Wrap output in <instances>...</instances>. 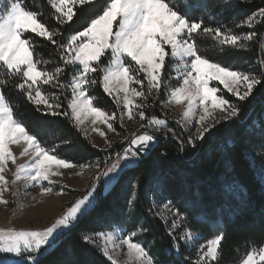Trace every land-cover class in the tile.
Returning <instances> with one entry per match:
<instances>
[{
  "label": "snow or ice",
  "instance_id": "snow-or-ice-1",
  "mask_svg": "<svg viewBox=\"0 0 264 264\" xmlns=\"http://www.w3.org/2000/svg\"><path fill=\"white\" fill-rule=\"evenodd\" d=\"M48 3L54 9L55 21L61 26L73 22L77 6H81V11L89 10V16L94 18L83 30L64 36L58 27H50L43 21L39 9L28 7L27 0H0V203H8L4 192L9 190V182L4 173L9 161H16L12 145L23 141L27 147L21 155L29 151L34 154L28 164L19 166L16 179H20V173L27 170L28 180L35 183L46 181L52 185L51 177L60 174L53 171V166L66 169L72 166L68 159L50 154L55 151V146L46 148L38 139L40 133H32L25 126L24 120L17 114V105L5 94L9 80L2 77L19 78L20 82L12 87L22 92L42 115L63 116L75 127L83 124L88 117H94L93 124L101 121L113 131L112 122L125 113L129 118L137 114L150 126L166 127L168 122L165 119L145 117L143 110L135 111L144 107L136 104V98L148 99L153 91L160 92L163 84L170 101L188 102L183 114L185 117L195 115L202 108L203 114L199 117L202 134L209 131V127L203 124L211 116L209 101L213 109L219 108L228 113L224 119L238 117L241 113L237 104L218 97L220 89L210 87V82H218L239 101H246L264 78V60H257L260 64L257 75L253 70H233L224 66L226 61L220 59L229 49H247L249 42L257 38L264 41V33L253 30L237 34L223 25L214 28L204 26L202 18L193 16V13L203 9L202 4L190 0H104L103 5L99 0H48ZM92 9L101 10L102 14H96ZM257 18L264 21V7L248 15L236 27L252 28L258 22ZM36 37L56 47V52L50 53V56H57L58 60L44 59L41 53L36 52L40 47L35 43ZM58 38L67 42L58 43ZM198 39L213 41L214 51H202ZM166 60L175 62L169 63L167 69L168 72H175V77L164 75ZM49 66L51 70H48ZM170 79L178 81V86L173 88L168 84ZM98 82L116 107L123 109L119 117L116 111L109 114L95 106L98 98L89 90ZM241 84L245 89L243 93L236 87ZM45 86L58 90L59 94L44 90ZM66 92L71 99L67 101V110H64L61 95ZM154 140L155 137L147 132L134 136L123 155L125 163H120L121 157L117 154L116 163L98 173L86 193L76 199L51 226L35 230L0 229V264H41L49 251L58 245L64 231L76 227L82 218L94 211L100 181H104V186L111 185L128 166L127 162L146 152ZM66 146L71 149V142H66ZM134 146L137 150H132ZM52 190L51 186L42 189L44 193ZM168 206L164 205L165 208ZM181 219H184L182 215ZM178 226L179 223L173 221L172 228ZM135 235L136 232H133L123 241L128 249L126 264L132 261L136 264H161L153 259L142 243L133 242ZM94 236L105 240L100 250L111 264H119L107 246L112 236L101 232L83 234L80 239L95 245ZM192 236L190 231H186L183 239L187 241ZM224 239L225 233L221 231L199 245L193 264H219ZM173 247L178 248L179 244L174 242ZM240 264H264V246L259 249L253 247Z\"/></svg>",
  "mask_w": 264,
  "mask_h": 264
},
{
  "label": "trees",
  "instance_id": "trees-1",
  "mask_svg": "<svg viewBox=\"0 0 264 264\" xmlns=\"http://www.w3.org/2000/svg\"><path fill=\"white\" fill-rule=\"evenodd\" d=\"M190 2L204 5L202 10L193 13L204 20V26L223 25L237 34L253 30L264 33V21L260 18L252 28L236 27L248 15L264 7V0ZM99 3L103 5L104 0ZM27 5L32 10L39 9L43 21L50 27H58L64 36L83 30L94 18L89 16V10L81 11V6H77L73 22L61 26L55 21L54 9L48 0H27ZM91 11L102 14L101 10ZM61 42L67 41L58 38V43ZM35 43L40 45L36 52L44 59L58 60L57 56H50L56 52L54 45L39 37L35 38ZM197 43L202 51H214L213 41L209 39H198ZM220 59L226 61L224 66L233 70H253L259 75L257 60H264V41L257 38L249 42L247 49H229ZM2 78L9 80L5 94L17 105V114L25 126L32 133H40L38 139L43 146H55L51 154L68 159L74 165L90 166L105 165L109 158L116 157L112 149L94 146L69 119L38 113L25 95L12 87L20 82L19 78ZM219 89L224 99L241 108L238 117L216 125L195 144L174 121L168 120L164 128H150L155 142L147 154L140 156L136 164L124 168L110 186L101 182L94 211L82 218L76 227L65 230L58 245L41 264H111L97 247L80 237L110 231L117 226L125 233L136 232L133 240L142 243L161 264H193L194 254L189 246L175 239L166 223L155 215L154 206L163 204L171 205L180 217H184L183 226L203 238H214L221 231L225 233L219 264H238L253 247L264 246V184L254 169L264 163V78L246 101H239L222 86ZM44 90L59 94L58 90L47 86ZM89 91L98 98L95 106L110 114L116 111L119 117L120 109L103 92L99 82ZM70 99L67 92L61 95L64 110ZM161 102V99L151 100V107L144 110L146 117L163 118ZM114 123L118 127L117 121ZM66 142H71V149ZM123 147L124 144L117 152ZM174 242L179 244L178 248L173 247Z\"/></svg>",
  "mask_w": 264,
  "mask_h": 264
},
{
  "label": "rangeland",
  "instance_id": "rangeland-1",
  "mask_svg": "<svg viewBox=\"0 0 264 264\" xmlns=\"http://www.w3.org/2000/svg\"><path fill=\"white\" fill-rule=\"evenodd\" d=\"M169 63L175 62H169L166 60V64H168L167 66H169ZM166 76L175 77L176 73L167 71ZM167 83L173 88L178 86V81L175 79H170L167 81ZM209 86H214L217 88L220 86L223 87V85L219 84L218 82H210ZM132 87L137 86L132 85ZM236 87H239L241 93H243L245 90L242 84ZM217 96H222L220 95L219 91L217 92ZM159 99L162 100L161 111L163 118L161 119H165L167 122L168 120L174 121L179 124L183 129L182 132L190 135V141L193 144H195L197 140L201 139L200 137L202 133L200 131L201 124L199 123V117L201 114H203L202 108L196 111L195 115L185 117L183 114L187 109L188 102L186 100L181 103L170 101L163 84L160 92L157 93L153 91L148 99L136 98V104L143 105L144 107L142 109H136L135 111H144L147 107H151V100L154 101ZM121 111H123V109H120L119 114ZM209 112L211 113V116L203 122L204 126L209 127V130L218 124L220 125L222 122H228L235 118L229 116L228 119H224L223 117L227 116L228 113L222 111L219 108L213 109L211 107V101H209ZM93 119L94 117H88L84 120L83 124L78 126V129L81 130L84 135H86L85 137H87L94 146L105 150L112 149V153H116V157L112 158V156L109 158L105 165L101 164L90 166L74 165L70 163L72 166L67 169L53 166V171H58L60 174L53 175L51 177V180L54 182L52 185H49L46 181L42 183H35L28 180L27 170L20 173V179H16V173L19 166L28 164L33 159L34 154L33 152L29 151L28 154L21 155L24 148L27 147L26 143L23 141L19 145L11 146L12 151L16 156V161L15 163L9 161L7 170L4 173L9 182V190L4 192V199L8 200V203H0V229L15 228L17 230H35L51 226L52 223L59 219L67 211V209L72 206L76 199L82 197L86 193L87 189L94 183V178L98 173L102 172L108 167H111L113 163H116L117 154H120V163H125L123 160V155L125 150L129 149L130 142L134 136L142 135L144 132L150 134V128H164L148 125L147 120L140 119L137 114H134L132 118H129V116L125 113L122 118H118V120H116L118 127H116L115 123L112 122L115 131L109 129L108 126L101 121H96V123L93 124ZM208 132L203 133V137H205ZM154 142L155 140L152 142L151 146L154 145ZM123 144V149L117 152V150ZM132 150H137L136 146H134ZM148 150L146 152H142L140 156L147 154ZM140 156L135 158L134 161L130 160L127 162L128 166L136 164ZM254 169H256L261 182L264 184V163L256 166ZM114 181L115 180H113V182ZM101 182L104 183V181L101 180L100 185ZM49 186H51L53 190L50 193H44L42 189ZM62 187L63 191H61ZM164 205L166 204L154 206L155 215L166 223L168 231L170 234L175 236V239H178L189 246L194 254L195 261L199 251V245L205 244L209 239L203 238L192 231H190L193 234L191 239H188L187 241L183 239V234L189 230L183 226L180 215L175 212L172 206L168 204L169 206L165 208ZM173 221H177L179 223V226L175 229L172 228ZM103 233H107L109 236L113 237L112 240L107 241V246L111 249V256L116 261H118L119 264H126L128 261V249L126 245L123 244V241L126 240L130 234L125 233L124 229L118 226L113 227L112 230L105 231ZM94 239H96L95 236ZM133 242L136 241L133 240ZM104 245L105 240L101 238L96 239V244L94 246L100 250ZM204 250L206 251V248ZM106 258L108 259V257ZM240 262H238V264H240ZM131 264H136V262L132 261Z\"/></svg>",
  "mask_w": 264,
  "mask_h": 264
}]
</instances>
